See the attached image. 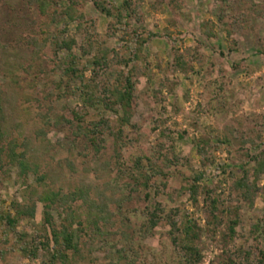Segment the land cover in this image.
<instances>
[{"label": "rangeland", "instance_id": "obj_1", "mask_svg": "<svg viewBox=\"0 0 264 264\" xmlns=\"http://www.w3.org/2000/svg\"><path fill=\"white\" fill-rule=\"evenodd\" d=\"M0 147V264H264V0H0Z\"/></svg>", "mask_w": 264, "mask_h": 264}, {"label": "trees", "instance_id": "obj_2", "mask_svg": "<svg viewBox=\"0 0 264 264\" xmlns=\"http://www.w3.org/2000/svg\"><path fill=\"white\" fill-rule=\"evenodd\" d=\"M3 152H4L3 148L0 147V163H1V160L3 159V157H2ZM7 157L10 158L11 162L19 163V165L22 166L23 171L26 172L24 169L28 168L27 163L24 159L21 158V156L19 154L16 153L14 145H11L9 147V152L7 153ZM58 198H59L58 194H56L54 192H51V193L48 192L41 197V201L44 203H47L46 207L49 208L52 206V204L54 202H56V200H58ZM17 214L19 216H25V215L34 216V209H32V208L23 209V210L18 209ZM48 214L49 213H47V215ZM0 220L6 221L8 223V225L12 228H15V226L17 224V219L11 217V215L0 216ZM60 234H62L63 242L66 245V249H74L75 248L74 235L72 232H70L68 230H65L63 233H55L54 234L55 245H59V243H60V240H59ZM189 251L192 254H195L194 256H197L196 261H194L195 263L201 261L200 253H198L196 250H192V249H189ZM54 254H55L56 258H59V257L66 258V255H64V253L61 251H57Z\"/></svg>", "mask_w": 264, "mask_h": 264}]
</instances>
